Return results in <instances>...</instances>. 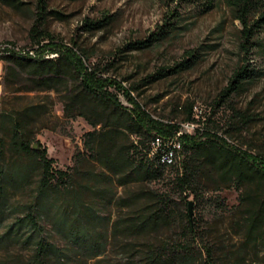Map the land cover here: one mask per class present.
<instances>
[{
  "label": "rangeland",
  "instance_id": "obj_1",
  "mask_svg": "<svg viewBox=\"0 0 264 264\" xmlns=\"http://www.w3.org/2000/svg\"><path fill=\"white\" fill-rule=\"evenodd\" d=\"M47 1L48 9L60 12L49 13L44 24L55 41L83 53L86 64L98 67L101 74L121 81L153 118L180 124L190 121L217 129L229 142L264 155V29L258 35L259 46L249 58L257 75L223 104L216 105V98L229 78L244 62L239 52L241 25L224 2L204 13L189 6L179 7L178 24L185 28H178L148 48L133 49L127 44L147 38L164 22L175 3L170 0ZM37 13V0H0V137L7 146L1 160L21 158L9 145L12 132L19 129L24 139L46 148L54 167L73 173V180L64 183L61 191L54 190L53 200H47L48 216L44 223L48 239L61 249L49 253L48 264H143L149 245L158 247L186 239L183 229L187 224L185 213L189 200L193 201L192 221L199 233L193 249L198 257L196 264L204 260V244L214 245L217 264H264V237L246 241V203L240 199L242 194L256 190L254 184L237 186L222 181L215 169L191 160L190 165L198 167L197 181L194 186L182 189L176 176L182 171V161L189 156L188 152H183L180 162L165 169L161 177L149 181L121 184L117 175L101 166L86 142L87 133L98 131L100 125L93 126L79 113L83 102L69 100L79 81L67 77L52 81L53 87L47 88L34 80L32 60L39 53L30 29ZM105 15L110 20L104 27L84 28L85 19H103ZM190 49L201 53L194 66L150 79L161 67H171L183 59ZM21 55L30 56V61L19 59ZM44 55L52 57L54 53L45 50ZM109 90L122 103L131 105L124 89L110 85ZM190 105L198 123L186 119ZM237 110L253 120L241 124ZM231 121L235 127L229 126ZM128 139L136 141L137 137L132 134ZM89 144L95 146L96 142L90 140ZM37 178L35 170L27 184L10 191L0 233L21 214V209L14 211L11 207L32 200ZM140 190L147 193L131 204L119 201ZM153 192L169 199L172 214L169 223L141 234L113 233V222L142 211L154 201ZM76 205L82 211L78 215ZM62 213L67 220L61 230L54 227V222ZM74 232L77 236H73ZM31 253V245H11L0 249V264H18Z\"/></svg>",
  "mask_w": 264,
  "mask_h": 264
},
{
  "label": "trees",
  "instance_id": "obj_2",
  "mask_svg": "<svg viewBox=\"0 0 264 264\" xmlns=\"http://www.w3.org/2000/svg\"><path fill=\"white\" fill-rule=\"evenodd\" d=\"M175 8L168 14L157 29L147 38L130 41L127 46L133 49L148 48L170 36L178 28L181 19L179 7L189 6L198 13H204L214 8L219 2L229 7L234 19L241 25L239 52L244 62L238 66L229 78L228 84L216 98V105L227 101L231 94L244 88V84L257 75V69L249 63V58L259 46V33L264 29V0H170ZM38 13L35 23L30 29L34 43L38 44V56L32 60V73L37 84L42 87H53L52 81H61L67 77H75L79 82L78 88L70 95V102H83V109L79 111L93 126L100 125L98 131L87 133L88 148L93 151L92 156L113 175L117 181L126 184L131 181H149L159 178L165 169L180 162L181 154L188 152L189 156L182 161V171L177 176V184L182 189L194 186L197 181V168L190 165L198 161L204 167L215 169L222 181L233 182L237 186L248 183L254 184L253 192L242 194L240 199L246 203L244 216L246 241L251 242L264 237V155L253 153L241 146L228 141L225 135L217 129L197 124L199 121L193 116L191 105L187 111V120H196L197 125L192 133H183L180 137L181 151H171L173 162L160 164L154 156L149 155L150 141L155 135L163 138L171 137L181 127L180 123L164 122L153 118L135 99L131 91L121 81L101 74L96 66H89L85 62V55L73 47L55 41V37L44 26L49 13L60 14L59 11L48 9L47 0H37ZM110 20L109 15L103 19H85L84 28L87 30L104 27ZM48 40V41H45ZM45 50L55 55L45 56ZM27 56V55H26ZM25 55L18 56L21 60L30 61ZM201 58L197 49L186 50L183 59L173 63L171 67H161L150 79L165 76L170 72H180L191 68ZM110 85L124 89L130 106L122 103L118 95L109 90ZM241 124H248L253 117L241 110L236 111ZM209 120V119H208ZM195 121V122H196ZM229 126L235 127L231 121ZM137 140H129L130 135ZM124 135L126 138H122ZM95 141L92 146L89 141ZM120 140V141H119ZM9 145L16 150L21 158L6 161L1 160L7 149L6 143L0 137V224L7 216L10 191L27 184L35 170L38 171L35 193L31 201L14 206V211L21 209L7 228L0 233V249H7L11 245H31L32 253L21 259L18 264H48L49 253L60 252L56 243L49 241L44 223L47 217V200H53V191H61V186L73 180V173L69 170L53 166V158L48 156L46 148L35 147L29 139H24L21 130L14 129ZM180 152L179 157L177 153ZM176 160V161H175ZM147 193L140 190L128 197H121L119 201L131 204ZM154 201L150 202L142 211L126 216L120 221L115 220L112 225L113 233L118 231L126 235L141 234L155 231L161 225L168 224L171 211L168 198L153 192ZM76 215L82 211L76 205ZM187 218L183 229L185 240H175L167 245H149L143 264H196L198 257L194 252V243L199 233L193 225L192 219ZM67 217L62 213L54 222V227L63 229ZM83 235H87L82 230ZM73 236H77L73 233ZM105 247L106 245H101ZM205 250L204 260L200 264H217L215 247L211 244L202 245ZM63 252V251H62Z\"/></svg>",
  "mask_w": 264,
  "mask_h": 264
},
{
  "label": "built area",
  "instance_id": "obj_3",
  "mask_svg": "<svg viewBox=\"0 0 264 264\" xmlns=\"http://www.w3.org/2000/svg\"><path fill=\"white\" fill-rule=\"evenodd\" d=\"M55 55V53H54ZM195 123H181V127L171 137L163 138L160 135H155L150 141L149 155L154 156L156 154L157 161L160 164L166 165L171 162V151H181V135L183 133H192L195 127Z\"/></svg>",
  "mask_w": 264,
  "mask_h": 264
},
{
  "label": "water",
  "instance_id": "obj_4",
  "mask_svg": "<svg viewBox=\"0 0 264 264\" xmlns=\"http://www.w3.org/2000/svg\"><path fill=\"white\" fill-rule=\"evenodd\" d=\"M35 147H38L37 144H34ZM192 207H193V201L192 200H189L188 201V213H189V216L190 218L192 219Z\"/></svg>",
  "mask_w": 264,
  "mask_h": 264
},
{
  "label": "bare ground",
  "instance_id": "obj_5",
  "mask_svg": "<svg viewBox=\"0 0 264 264\" xmlns=\"http://www.w3.org/2000/svg\"><path fill=\"white\" fill-rule=\"evenodd\" d=\"M173 153L171 152V162H173ZM171 162H168V163H171Z\"/></svg>",
  "mask_w": 264,
  "mask_h": 264
}]
</instances>
